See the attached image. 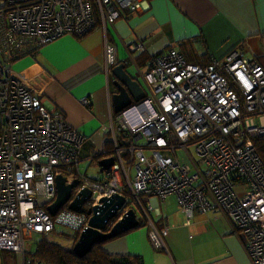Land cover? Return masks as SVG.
<instances>
[{"label": "built area", "instance_id": "2783aa9c", "mask_svg": "<svg viewBox=\"0 0 264 264\" xmlns=\"http://www.w3.org/2000/svg\"><path fill=\"white\" fill-rule=\"evenodd\" d=\"M147 0H0V250L32 261L25 241L44 238L58 225L80 233L88 228L87 210L113 194L124 203L107 222L122 219L141 196L165 200L173 195L187 219L212 211L241 240L251 264H264V163L253 139L264 136V68L239 50L206 64L186 61L176 48L155 54L141 74L145 97L110 115L101 153L114 163L101 178L79 167L85 136L48 103L52 78L37 63L14 70L15 60L65 34L81 37L96 27L103 31L124 11L141 13ZM137 41L131 50H142ZM116 47L105 37L103 71L117 60ZM3 59L4 61H2ZM87 106L90 101L82 98ZM122 133L124 142L117 136ZM195 144L197 159L187 149ZM150 150L151 159L144 150ZM188 158L182 162L177 150ZM124 156L128 157V160ZM133 172V174H132ZM75 180L70 198L51 215L46 207L57 194L56 177ZM127 180L129 195L123 190ZM89 190L79 211L68 204ZM149 222L154 248L165 250L163 236ZM74 235L70 238L74 242Z\"/></svg>", "mask_w": 264, "mask_h": 264}, {"label": "crops", "instance_id": "0c3cea01", "mask_svg": "<svg viewBox=\"0 0 264 264\" xmlns=\"http://www.w3.org/2000/svg\"><path fill=\"white\" fill-rule=\"evenodd\" d=\"M147 3L144 12L124 11L105 31L96 26L81 37L65 34L23 56L24 68L37 63L52 78L46 99L85 136L79 158L80 162L98 161L97 175H89L93 178H101L104 173L99 165L101 157L111 155L101 150L104 145L107 151L112 148L110 140L103 142L108 133L105 126L114 115L112 94L117 92L113 76L107 77L103 71L105 37L115 45L117 60L127 64V72L138 80L145 94L141 74L148 71L151 56L171 47L181 51L186 61H197L191 62L195 64L222 58L232 50L241 51L248 59L264 61V0ZM137 41L144 49L131 50ZM82 98H88L90 105H83ZM133 204L142 213L137 217L142 224L103 242L104 251L138 256L143 264H251L241 240L214 212L196 211L187 219L173 195L165 200L141 196L142 207ZM149 222L158 230L167 228L165 250L153 247Z\"/></svg>", "mask_w": 264, "mask_h": 264}, {"label": "water", "instance_id": "95a60500", "mask_svg": "<svg viewBox=\"0 0 264 264\" xmlns=\"http://www.w3.org/2000/svg\"><path fill=\"white\" fill-rule=\"evenodd\" d=\"M126 66L127 64L125 62H118L111 68L113 76L112 83L117 89V92L112 94V103L115 113H120L129 107L132 102H137L145 97V90L138 80L127 72ZM113 163L114 157L111 155L103 157L99 161V165L104 170L108 169ZM76 184V180L73 183L66 184L63 175H57L56 198L46 207L51 215H55L59 208L68 201L71 189ZM89 196L90 191L83 190L74 197L73 201L68 204V207L72 210L79 211L81 205ZM123 203L124 196L118 193L110 197L102 198L99 205L89 208L87 210V214L90 215L88 219V228L79 233L71 250L77 255L83 256L91 250L94 244L105 242L138 226L139 219L131 207L122 219L117 220L111 227H107V222L114 217L116 211Z\"/></svg>", "mask_w": 264, "mask_h": 264}, {"label": "trees", "instance_id": "16d2710c", "mask_svg": "<svg viewBox=\"0 0 264 264\" xmlns=\"http://www.w3.org/2000/svg\"><path fill=\"white\" fill-rule=\"evenodd\" d=\"M97 25H99L98 16L96 18V26ZM205 61L207 63L210 62L209 60ZM257 62L264 68L263 60L259 58ZM253 141L264 163V136L255 137ZM139 224L141 225L142 222ZM78 235V232L74 233V242L77 240ZM74 242H72V246ZM101 244H103V242L94 244L89 252L83 256H79L71 250L72 246L71 248H67L60 243L43 237L37 242L34 252L29 256L32 261H40L44 264H143L141 258L138 256L129 254H110L101 248Z\"/></svg>", "mask_w": 264, "mask_h": 264}, {"label": "rangeland", "instance_id": "374dc122", "mask_svg": "<svg viewBox=\"0 0 264 264\" xmlns=\"http://www.w3.org/2000/svg\"><path fill=\"white\" fill-rule=\"evenodd\" d=\"M245 55L248 57H251L250 55H248L246 53H245ZM24 59H25V57H22L20 59H15L13 61L12 60L4 61L3 59H1V60L4 61V63L6 65L12 67L14 70H19L18 68L23 67V61L22 60H24ZM189 62H190V60H189ZM191 62H195V61L193 60ZM113 114H114L113 115L114 116V125L116 127L117 122L115 121V117L118 115V113L114 112ZM117 136L119 138H121L124 142H126V138L122 135V133L117 132ZM194 148H195V144H189L187 146V149L190 151L193 158L197 159V155L195 153ZM177 152H178L179 157H180L182 162H188L189 161L188 158L183 154V152L181 150L178 149ZM144 153L148 157V159H151L150 150L146 149V150H144ZM124 157L126 160H128L127 156H124ZM97 162L98 161L96 159H92L91 161H88V160L81 161L79 164L80 170L82 172H86V174H88V175H91V174L97 175V173H98V172H96ZM132 174H133V172H132ZM123 190L126 194L129 195L130 190H129L127 180H125ZM132 209L135 211L137 217L142 216L140 209L136 205L133 204ZM209 212L212 213L211 211H209ZM55 231H56V233H52V234L48 235L46 238L48 240L60 243L67 248H71L72 242L70 241V238L76 232H74L72 229H70L66 226H62V225L56 226ZM42 238H43V236L41 234L33 233V235L30 237V239H27L25 241V250H26L27 255H30L34 252L37 242L39 240H41ZM21 258L22 257H20V255L14 251L0 250V264H22Z\"/></svg>", "mask_w": 264, "mask_h": 264}, {"label": "flooded vegetation", "instance_id": "af4514ba", "mask_svg": "<svg viewBox=\"0 0 264 264\" xmlns=\"http://www.w3.org/2000/svg\"><path fill=\"white\" fill-rule=\"evenodd\" d=\"M118 62H119V61H118ZM118 62H117V63H118ZM117 63H116V64H117ZM116 64H115V65H116ZM113 66H114V65H113ZM113 66H112V67H113ZM112 67H111V68H112ZM110 75H112V73H111V69H110V72L108 73L107 77H109ZM89 101H90V100H89ZM89 105H90V103H89Z\"/></svg>", "mask_w": 264, "mask_h": 264}]
</instances>
